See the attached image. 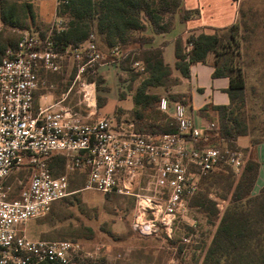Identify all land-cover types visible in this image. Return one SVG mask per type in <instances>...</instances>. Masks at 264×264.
<instances>
[{"label":"built area","instance_id":"built-area-1","mask_svg":"<svg viewBox=\"0 0 264 264\" xmlns=\"http://www.w3.org/2000/svg\"><path fill=\"white\" fill-rule=\"evenodd\" d=\"M110 57L104 61L94 31L76 46L55 48L50 33L42 36L25 29L16 45L5 50L0 61V264L77 263L80 242L32 239L22 229L70 194L69 175L74 171L86 176L82 189L135 196L138 212L133 226L144 235H151L158 225L171 231L211 170L227 165L237 174L241 171L245 162L241 149L210 143L208 134L217 124L195 125L185 105L167 96L159 98L158 108L171 111L176 128L160 133L117 124L110 116L85 121L63 104L65 97L35 108V91L45 83L42 72L59 73L71 60L76 81L97 65L123 56L113 48ZM90 85L82 83L86 99ZM56 157L64 160L59 174L52 165ZM23 170L26 179L16 175Z\"/></svg>","mask_w":264,"mask_h":264},{"label":"trees","instance_id":"trees-1","mask_svg":"<svg viewBox=\"0 0 264 264\" xmlns=\"http://www.w3.org/2000/svg\"><path fill=\"white\" fill-rule=\"evenodd\" d=\"M242 3L243 0H240L237 20L229 27L213 28L208 32H190L186 40L177 37L174 41V67L181 76L189 77L193 63H205L207 56L213 54V76L229 78L226 92L230 104L213 107L218 113V123L217 128L208 134L210 143L219 148H238L236 139L242 135L250 137L251 145L264 141V126L260 130L262 137L254 135L255 127L249 125L242 110L247 97L245 70L253 66L256 68V83L251 86L250 95L257 99L260 109L264 111V17L261 15V9L264 8L253 5L244 8ZM198 14V9L185 8L184 0H57L59 24L39 34L45 36L50 33L55 48H64L69 44L76 46L82 43L94 31L102 52L101 46L110 52L113 48H117L120 53L121 48L129 49V53L137 52L133 62L140 61L147 76L134 91V108L131 112L141 116L142 112H153L158 107L161 96L149 92L150 87L168 88L180 81L179 77L173 76L171 66L165 62L162 48L165 42L161 46H153L154 34L169 33L176 27L177 21H186ZM0 18L5 25H22L19 8L11 0H0ZM1 41L0 61L5 50L17 43V40ZM189 43L191 46L187 49ZM231 43L238 47L237 66L233 65L232 56L225 54ZM74 75L75 71L72 77ZM91 81L101 87L103 78L98 76ZM168 98L183 103L187 101V95L180 93H171ZM162 118H165V122L150 123L146 128L137 125L136 130L157 133L175 130V122L170 116L163 112ZM52 165L56 174L64 171L62 157H56ZM259 166L256 158L245 157L238 178L230 185L228 204L221 212L201 264H264V185L258 193H253ZM227 168L231 167L221 165L210 172L218 171L214 174L219 176L222 169ZM208 203L210 200L207 194L202 193L195 198L193 205L207 212ZM211 204L217 211L215 203ZM91 264L109 263L100 259Z\"/></svg>","mask_w":264,"mask_h":264},{"label":"rangeland","instance_id":"rangeland-1","mask_svg":"<svg viewBox=\"0 0 264 264\" xmlns=\"http://www.w3.org/2000/svg\"><path fill=\"white\" fill-rule=\"evenodd\" d=\"M11 2L17 4L19 8L22 25H5L0 18L1 42L18 40L25 29L39 33L60 22V19L54 16L57 0H11ZM224 2L227 6V1ZM242 5L244 8L253 5L261 9L264 8V0H243ZM261 15L264 17V9H261ZM228 20L229 17L226 16L213 21L216 25H222ZM181 31L182 26L178 23L169 35L173 36ZM101 47L105 56L104 61H108L111 52ZM121 49L120 54L123 56L121 59L97 65L94 72H84L76 81H74L76 70L71 60L67 62L65 70L59 73L43 72L45 83L40 87V91H53L56 100L65 97L63 104L79 112L85 121L112 114L117 124L124 117L142 128H146L150 123L165 122V118H162L163 112L159 111L158 107H155L153 112L150 110L142 112L141 116L133 112L124 115L118 106L113 113H105L103 105L107 102L106 108L109 109L114 104V98L111 96L113 93L121 97L129 91L134 92L147 76L143 64L135 65L133 62V56L137 52L129 53V49ZM238 52L235 43H231L225 51V54L232 56L235 66L239 64ZM243 68L245 69V66ZM74 71L75 75L72 77ZM245 71L247 97L242 110L248 118L249 125L255 127L254 135L262 137L260 130L264 126V111L260 109L257 99L250 95V88L256 83V68L248 66ZM98 76L103 78L101 87H97L96 82L91 81ZM84 81L92 83L89 86L91 92L93 89L92 100H87L88 96L87 99L84 97L82 87ZM108 82L114 83L113 86L110 87ZM162 94L168 93L163 91ZM248 141L249 136H240L238 139L240 144H248ZM238 148L246 157L244 147L238 145ZM214 172L218 171L210 172L201 178L198 189L188 200L187 213L174 221L169 232L164 226L158 225L151 235L140 233L133 226L134 217L138 212L137 198L132 195H107L97 190L82 189L86 176L81 170L69 175L70 194L55 201L48 213L29 220L22 229L25 235L32 239H70L80 242L82 251L74 258L76 264L96 263L100 259H105L109 264H201L219 223L221 212L228 204L230 185L238 178L237 173L231 168L222 169L223 177L215 175ZM16 175L26 179L27 172L23 170ZM202 193L207 194L210 200L207 212H204L202 207L193 205L195 198ZM212 202L215 203L217 211L214 210ZM184 238H187V241Z\"/></svg>","mask_w":264,"mask_h":264},{"label":"crops","instance_id":"crops-1","mask_svg":"<svg viewBox=\"0 0 264 264\" xmlns=\"http://www.w3.org/2000/svg\"><path fill=\"white\" fill-rule=\"evenodd\" d=\"M228 5L225 6L224 0H184V6L187 9H198L199 14L187 19L186 21H177L182 26V31L178 34L170 36L166 34H154L153 46L158 47L162 45L163 56L165 62L169 64L173 71V76L180 78L177 84L168 86L150 87L149 92L159 94L160 96H167L171 93H180L187 95L185 105L186 112L194 120L195 125L203 126L209 122L218 123V113L213 108L219 105H229L230 97L226 92L229 87V78L226 76L214 77V55L209 54L205 63L196 62L190 66V76L183 77L180 72L175 69V44L174 41L177 37H181L186 40V37L190 32L211 31L213 28H225L232 25L238 18L239 1L225 0ZM54 16L56 15V6L54 8ZM229 17V20L222 25H216L214 19ZM211 19V20H210ZM43 73V72H42ZM43 77V76H42ZM44 78V77H43ZM49 82V81H48ZM113 82V81H112ZM108 82L109 86H113L114 83ZM51 85V83L49 82ZM42 87V85L40 86ZM163 91L168 94H162ZM53 91H40V88L35 91L34 105L35 108L44 107L53 103L59 102L61 99L56 100ZM133 91H129L119 97L117 94H112L114 98V104L111 108H106L107 102L103 105L105 113H113L115 107H120L124 115H128L134 108ZM110 96V97H111ZM109 97V98H110ZM108 101V100H107ZM181 102V101H180ZM170 113H166L170 116ZM115 120V117L111 114ZM120 122L131 124L134 128H137V124L134 121L128 120L122 117ZM119 122V123H120ZM248 136V135H242ZM240 136L236 139V143L239 146L244 147L246 156H252L259 161V173L255 185L253 187V193H258L264 185V141L256 145L250 144V137L248 144H240L238 142Z\"/></svg>","mask_w":264,"mask_h":264},{"label":"bare ground","instance_id":"bare-ground-1","mask_svg":"<svg viewBox=\"0 0 264 264\" xmlns=\"http://www.w3.org/2000/svg\"><path fill=\"white\" fill-rule=\"evenodd\" d=\"M88 94H87V96H88V100H92L93 98H92V92L90 91V88L88 89Z\"/></svg>","mask_w":264,"mask_h":264}]
</instances>
